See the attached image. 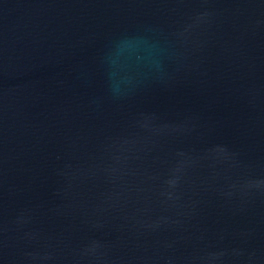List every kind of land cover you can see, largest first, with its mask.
<instances>
[{
    "label": "water",
    "instance_id": "95a60500",
    "mask_svg": "<svg viewBox=\"0 0 264 264\" xmlns=\"http://www.w3.org/2000/svg\"><path fill=\"white\" fill-rule=\"evenodd\" d=\"M0 264H264V0H0Z\"/></svg>",
    "mask_w": 264,
    "mask_h": 264
}]
</instances>
